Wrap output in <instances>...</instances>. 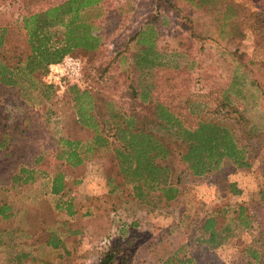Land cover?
<instances>
[{
  "label": "rangeland",
  "instance_id": "374dc122",
  "mask_svg": "<svg viewBox=\"0 0 264 264\" xmlns=\"http://www.w3.org/2000/svg\"><path fill=\"white\" fill-rule=\"evenodd\" d=\"M104 1L105 16L97 22L103 50L75 56L84 62L78 86L105 97L101 106L109 114L111 148L89 155L80 168L60 166V139L68 136L65 120L74 105L68 89L75 82L58 84L51 72L40 81L46 86L38 82L35 90L32 80L15 89L0 86V141L5 133L12 139L0 149L1 199L16 212L10 221H0V264H101L107 255L113 258L110 264H181L179 260L189 258L197 264H257L247 250L264 256V148L248 151V169L229 164L203 177L193 176L177 156L157 159L173 167L169 182L179 189L177 199L166 201L149 190L138 197L139 179L121 175L116 163L115 150L125 148L126 138L114 136L117 126L129 119L123 112L149 114L139 101L129 100L128 89L131 79L137 83L141 75L132 66L130 39L147 24L156 30L162 55L163 66L156 72L160 101L184 115L195 101L207 103L208 109L201 107L197 114L209 120L229 96L233 112L238 111L231 117L243 115L264 133V95L253 84L257 81L264 89V43L256 45L252 37L254 11L241 7L243 12L236 10L231 18L226 7L231 0H211L201 8L181 0ZM61 2L0 0V26L12 27L7 36L15 62L30 54L19 23L32 12V4L39 9ZM122 54L129 56L126 61ZM107 100H112L109 106ZM70 134L78 135L75 130ZM80 135L86 141L92 136L82 131ZM41 155L47 160L39 165L36 181L13 186L9 178L19 175L22 166L32 167ZM59 167L69 177L63 197L50 193L51 178L45 174L56 173ZM241 205L255 216L248 228L241 224L244 216L232 222L240 217ZM219 211L221 227L230 225L233 236L218 249H210L198 241V228L204 218ZM52 231L64 241L58 249L47 245Z\"/></svg>",
  "mask_w": 264,
  "mask_h": 264
},
{
  "label": "trees",
  "instance_id": "16d2710c",
  "mask_svg": "<svg viewBox=\"0 0 264 264\" xmlns=\"http://www.w3.org/2000/svg\"><path fill=\"white\" fill-rule=\"evenodd\" d=\"M181 1L201 8L207 6V2L211 0ZM104 2V0H64L39 9L35 8L33 3L32 12L24 15L19 23L21 26L19 29L27 36L30 54L26 59L20 57L17 62H15L16 56L10 54L14 48L10 46L7 36L12 31V27L0 26V86L15 89L20 87L21 82L30 83L32 80V90H35L38 89V82L46 86L44 81L42 83L40 81L51 75L52 69L66 56H75L77 53L91 56L100 53L103 50L104 37L101 25L99 26L97 22L105 16ZM226 7L231 18L232 12L236 10L243 12L241 7L254 11L252 37L256 45L264 43V0H231ZM156 37V30L147 24L130 39L134 44V50L131 52L132 66L141 75L138 76L137 83L131 79L128 88L129 100L132 103L139 101L149 114L144 117L137 111L130 114L123 112V115L128 114L129 119L117 126L114 136L116 139L120 136L126 138L127 144L125 148L120 147L115 150L116 163L121 175L139 179L138 197L145 196L146 190H149L150 193L159 192L160 198L166 201H173L179 195V189L169 182L174 169L170 164L161 165L157 159L166 160L177 156L195 177L216 173L229 164L248 169L251 166L248 151L264 148V133L261 134L258 128L251 127L248 124L249 120L243 115H239L238 118L231 117V113L238 111L233 112L231 107L233 103L229 96L224 98L219 109L215 111V116L209 120L201 119L199 116L201 112L197 114L200 111L197 109L201 107L208 109L207 103L195 101L194 103L197 104L186 109L184 115L183 112L176 111L171 105L160 101L156 72L162 68L163 62L162 55L157 49ZM128 57L125 54L120 56L124 61ZM78 84L79 82L68 89L74 97L73 114L65 120L64 129L68 136L60 139L62 150L58 157L60 166L67 165L69 169L80 168L86 163L89 155L114 145L107 135L109 114L105 113L103 111L105 108L101 106V101L105 98L103 93L89 88L82 89ZM253 84H256L264 95L260 83L255 81ZM52 88L50 84L49 92ZM110 101L112 100L105 102L106 106L111 104ZM194 117L196 118L192 119ZM189 120H197V123H190ZM72 130L77 131L79 136L69 135ZM81 131L90 132L91 138L87 141L83 139L80 135ZM7 136L8 133H5V138L1 139L0 149L12 140ZM245 137H248L247 142ZM46 160V155L36 156L32 167L22 166L19 175H12L9 178L12 185H27L35 182V175L42 169L39 165ZM58 169L56 173L48 170L45 174L51 178L50 193L63 197L67 191L66 182L69 177L60 167ZM1 181L0 176V221L6 222L15 217L16 212L11 203L1 199ZM115 191L116 189L112 190ZM262 200L264 202V194ZM71 207L72 205H69V208ZM219 212L220 214L204 218L198 228L200 234L198 241L210 249H218L233 236L230 225L221 227L222 212ZM239 213L240 217H236L232 222L238 223L241 216H244L245 222L242 221L241 224L248 228L254 222L255 216L250 214L249 209L244 205L239 206ZM70 214L73 215L75 212L71 211ZM47 242V245L55 249L64 245L57 231H52ZM247 253L257 264H264L262 261L264 256L259 251L249 249ZM112 259L111 255H107L101 264H110ZM179 263L197 264L193 258L186 261L179 260Z\"/></svg>",
  "mask_w": 264,
  "mask_h": 264
},
{
  "label": "built area",
  "instance_id": "2783aa9c",
  "mask_svg": "<svg viewBox=\"0 0 264 264\" xmlns=\"http://www.w3.org/2000/svg\"><path fill=\"white\" fill-rule=\"evenodd\" d=\"M84 62L81 58L69 55L63 61L52 69V77L58 84H67V82L78 83L83 78Z\"/></svg>",
  "mask_w": 264,
  "mask_h": 264
}]
</instances>
